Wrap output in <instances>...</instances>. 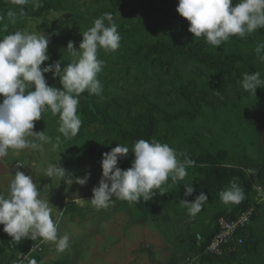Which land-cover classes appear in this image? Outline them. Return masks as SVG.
I'll return each instance as SVG.
<instances>
[{
  "label": "rangeland",
  "instance_id": "rangeland-1",
  "mask_svg": "<svg viewBox=\"0 0 264 264\" xmlns=\"http://www.w3.org/2000/svg\"><path fill=\"white\" fill-rule=\"evenodd\" d=\"M112 2L115 3L114 7L110 6V0H76L79 12L69 7L68 11L51 12L45 21L50 25L55 22V25L59 26L63 22L73 21L76 14H85L87 18L96 17L101 8L106 9L110 6L122 37L120 47L116 51L105 52L102 49L98 51V58L104 61V68L98 75L103 85L102 95L85 97L81 94L80 99H92L88 101L120 107L121 118L127 124L126 111L131 102L140 99L149 103L158 99L154 95L157 77L153 73V70L156 71L153 62L138 61L144 58L134 55L133 51L130 52L128 49L135 48L138 44H152L159 39L168 45L180 39L203 43L206 41L203 37L194 38L188 31V21L176 11L179 0ZM13 3L14 0L9 4L7 1V12L13 11ZM235 3L236 0H233V6ZM3 4L4 2L0 0V15L4 14L1 8ZM62 9H66L65 6ZM37 23L32 19L17 22L19 26L27 29L20 31L29 33H35ZM5 24L9 25L8 18L0 22V38L6 35ZM92 25L93 23L90 27ZM73 27L65 28L68 30ZM80 28L87 30L82 24ZM15 31L17 30L12 29L9 33ZM63 34L61 36L65 39L68 34ZM46 37L55 50L57 44L53 43L48 35ZM70 41L72 42L66 38L63 46L58 47L57 53L64 54ZM76 42L77 39L74 43ZM258 42H264V28L243 39L231 37L218 49L206 44L207 52L231 66L229 68L226 65L228 72H222L220 75L211 67L187 61L180 56L173 59L172 71L162 74L163 79H168L169 75L176 73L183 80H193L196 83L192 86L187 82L190 89L202 88L208 93L216 90L221 92L223 99L217 96L220 103L216 102L214 108L209 104L210 98L205 96V100L199 101L200 112L194 117L192 109L187 108L189 113L179 120L173 123L162 120L157 124L153 139L169 144L178 153H186L195 161V166L187 169L188 175L183 181L168 188L163 196L157 193L147 202L141 200L140 203L130 204L116 200L107 210L95 209L89 201L93 188L98 187L102 177V154L111 151L116 145L113 144V140L112 145L92 142V137L98 138V124L83 126L75 137L65 139L58 132V115H52L50 110L42 113L41 119L34 122V131H45L52 138V142L44 144L42 151L9 150V155L0 159V194H7L10 181L17 170L32 176L41 198L49 200L53 206L52 218L57 224L58 234L63 235L65 232L70 234V247L63 253H57L52 242L23 239L30 244L41 243L43 250L39 253L40 264H186L189 257L195 256L191 254L187 258L189 248L186 238L201 230V223L213 220L215 213L231 211L238 204H223L218 192L211 201L207 200L200 213L190 217L187 209L181 206V199H176L175 195L181 187L185 188L188 184L193 183V187H200V181L202 182L206 176L209 165L199 162H205L204 158L207 155L214 156L223 152L225 159L220 161L221 163L246 171L251 190L255 193L252 198L261 205V211H257V216L250 224L255 241L254 248L251 245L244 247L230 261L221 263L217 260L215 264H264V183L261 188L257 183L258 172L264 166V86L257 88L255 96L240 87L245 72L258 71L264 79V63L258 60L254 51ZM51 52L48 51L47 55ZM64 58L61 63L62 69L73 59L69 54ZM48 61L41 67L56 62L50 56ZM45 78L47 82L50 81L52 87L60 85L59 78H53L52 73H48ZM158 89L164 91L162 101L171 100V103L179 106V97L175 92L169 95L167 87ZM194 95L203 97L202 93L193 92L191 96ZM137 110L138 106L134 105L131 114ZM170 126L173 129H170ZM58 136L61 138L59 145L54 147ZM99 139L104 138L99 135ZM88 142L92 149L86 148ZM133 159L134 154L130 151L126 158L118 161L117 166L127 170L131 167ZM48 164H60L73 179L83 178L87 173L91 175L83 186L74 182L70 185L58 179L50 180L45 175ZM187 200L193 201L194 198ZM144 203L155 205V211L145 214L138 207V204ZM193 263L198 264L199 260L196 259Z\"/></svg>",
  "mask_w": 264,
  "mask_h": 264
},
{
  "label": "clouds",
  "instance_id": "clouds-1",
  "mask_svg": "<svg viewBox=\"0 0 264 264\" xmlns=\"http://www.w3.org/2000/svg\"><path fill=\"white\" fill-rule=\"evenodd\" d=\"M15 3L20 6L32 3L34 9L43 6L41 0H15ZM176 11L188 21V31L194 38L203 37L216 49L231 37L243 39L264 28V0H236L234 6L233 0H179ZM6 15L9 23L16 24L18 17L27 13L21 7L18 13L9 10ZM4 18L0 15V22ZM6 28L7 24L4 25ZM121 39L113 14H101L82 33L79 50L71 41L67 44L66 51L73 59L62 69V61L41 67L49 60V39L43 33L15 31L0 38V97H3L0 101V159L7 157L9 150L42 151L44 144L52 142L45 131H34V122L39 121L46 110L54 116L58 115V132L65 139L75 137L82 126L78 114L81 94L87 91L89 95L99 97L103 93L98 75L104 68V61L98 58V51L118 50ZM254 51L258 60L264 63V42H258ZM46 73H52L53 78L58 77L61 88L49 86ZM262 86L264 79L258 71L245 72L240 81V87L254 96L257 88ZM215 93L223 99L221 92ZM60 139L56 137L54 147H58ZM130 151L134 154L131 167L122 170L117 166L118 161L126 158ZM101 166L102 177L98 187L93 188L89 202L97 210H107L116 200L134 204L141 200L150 201L157 193L163 196L168 188L186 178L187 169L194 167L195 161L186 153H178L167 143L141 138L131 149L118 144L103 153ZM45 175L50 180L83 186L91 174L73 179L60 164H48ZM169 180L171 183H168ZM238 181V177H233L229 186L219 192L223 204H239L246 198ZM193 193V183L186 185L185 197ZM207 200L208 196L202 191L193 201L184 199L180 203L190 217H195ZM52 213L53 206L49 200L41 198L32 176L17 170L7 194H0V225H3V231L15 242L25 238L52 242L55 251L63 253L70 247V234H58ZM29 264H37L36 259H30Z\"/></svg>",
  "mask_w": 264,
  "mask_h": 264
},
{
  "label": "trees",
  "instance_id": "trees-1",
  "mask_svg": "<svg viewBox=\"0 0 264 264\" xmlns=\"http://www.w3.org/2000/svg\"><path fill=\"white\" fill-rule=\"evenodd\" d=\"M4 2L2 10L4 11V17L7 18V15L5 12H7V5L12 0H2ZM8 1V4H7ZM113 0H110V6L114 7V4L112 2ZM115 2H118L120 0H114ZM42 7L39 9H34L32 3H28L27 5L20 6L15 3H13V11L19 12L20 8L23 7L27 13L24 17H18L17 22L21 20H30L37 21L34 31L37 34L43 33L45 36H49L52 38V42L57 44V46H63V43L65 39L69 38V40H72V43L74 44V47L76 49H79V44L82 42V33L85 30H82L80 28V24L83 26H86L87 29L90 27L91 23H93L94 19L101 16V14L105 12L113 13V10H110V6L106 7V9L101 8L96 14L97 16L89 17L87 18V15L82 14H76L74 15L73 21L70 23H61L59 26L55 25V22L50 25V23L45 21V18L51 13V12H64L68 11L69 7L72 8V10L78 9V3H76V0H41ZM66 9H62L64 7ZM11 7V5H10ZM77 12H79L77 10ZM6 18H4L6 20ZM90 20V22H89ZM9 23V22H8ZM107 23V22H106ZM74 26L71 29L66 30L65 27ZM17 30L20 31L22 29H25L23 26H19L16 24H11L6 28L5 34H10V30ZM27 30V29H25ZM68 31V32H67ZM64 33V34H63ZM68 36L64 39L62 38L61 34ZM77 39V42L74 43V41ZM206 44L201 41L197 42H191L186 39H180L176 43L168 45L163 40L159 39L156 42L152 44H138L135 48H129L128 51H133L134 55L139 56V59L143 60L145 62H153V67L156 71L153 70V73L156 74L157 77V86L154 89V95L158 99L154 101H149V103H145L143 101L134 100L131 102V105L127 108L126 113V122L125 124L121 118V109L120 107H112L108 103H98V102H92L88 100L92 99H80L79 107H78V114L80 115L82 119V126L90 127L92 124H98L99 130L98 134L102 136L104 139L92 137V142L96 144H111L112 140L114 145L123 144L127 145L128 147H132V145L138 140V139H146V140H152L153 136L156 133L157 130V124L163 121H167L169 123H173L183 116L185 114H188L189 111L187 108L192 109V117L197 115L196 113H199L201 103L199 101L205 100L204 97H209L210 101L209 104L215 108L216 102L220 103L217 95L215 92L212 93L205 92L202 88H193L190 89L187 86V82L189 84L195 85L196 83L193 80H183L181 76L177 75L176 73H172L169 75L168 79H163L162 74L163 73H169L173 69V59L175 56L183 57V59H186L187 61L196 62L199 64L206 65L208 67H211L215 69L216 74L220 75L222 72H228L227 68L225 67H231L230 64L225 61H221L217 59L214 55L206 51ZM58 47L54 50V46L49 44L48 45V51H52L49 53L51 59L55 61H63L64 56L67 53L65 50L64 54H58ZM67 49V47H66ZM54 50V52H53ZM57 50V51H56ZM47 51V52H48ZM58 52V53H57ZM64 55V56H63ZM49 62V61H48ZM157 67H156V66ZM159 65V66H158ZM254 72V71H253ZM48 75V73L45 74V77ZM46 79V78H45ZM49 86L50 81L47 82ZM216 84V83H214ZM217 85V84H216ZM59 86L61 88V85H56V87ZM167 87L169 95H171L172 92H175L178 95V103L179 106H175L173 103H171V100L169 102H166L165 100L162 101L163 98V92L158 89ZM34 90V89H33ZM164 90V89H163ZM192 90V91H191ZM195 93H202L203 97H200L198 95L191 96ZM166 93V94H167ZM85 97H89V94L87 91L84 93ZM143 98V97H142ZM218 100V101H217ZM2 101V99H0ZM134 105L138 106V110L131 114L132 108ZM184 105L185 107H182ZM170 129H173L172 126L169 127ZM168 130V129H167ZM100 132V133H99ZM108 142V143H107ZM87 149H92L89 142L86 145ZM225 159V153H218L217 155H207L206 158H204L205 162H199L202 164L209 165L206 172V176L202 179V182L200 181V187H193L194 193L192 196L185 197L184 195V188L181 187L179 192L175 195L176 199H188V198H194L195 196L199 195L200 192H204L208 196V201H211L214 194H217L221 190L225 188V186L229 185V182L233 179V177L239 178L240 185L244 188L245 191V199L237 205L235 209H232L231 211L227 212H220L216 213L214 217V222L216 223V220L219 216H225V217H234L236 216L240 211L246 209L250 205L256 204L257 211H259V203L256 202L252 198V195L255 193L251 190V183L248 180V175L246 171L243 168L236 167V166H229L224 163H221ZM207 161V163H206ZM257 183L260 185V187L263 186L264 183V166L260 168L257 176ZM264 187V186H263ZM171 197H173L171 195ZM140 203V202H139ZM258 204V205H257ZM138 207L144 211L145 214H150L155 211V205L144 203V204H138ZM256 214L253 216L251 222L254 220V218L257 216ZM251 224V223H250ZM249 227L248 226V235L245 239V244L238 249L235 253L226 256L224 258H213L209 255H206L203 253L205 245L209 243L211 240L213 234L215 233L216 229L214 227V230L212 232V235L210 238H205L201 240L200 244L197 245V239H189V244L192 248V250L195 251V254L197 255L196 259L198 258L199 263L198 264H215V261L220 260L221 263L224 261H230L233 259V256H236L240 249L242 250L244 247L247 248L249 245L254 248L255 243L248 241V239L251 237L249 234ZM30 243L25 242L22 240L21 242H15L12 240L10 236H8L7 233L3 231V225H0V264H17V256L16 251L24 250ZM40 253V252H39ZM39 253L32 254L30 256V259L35 258L37 261V264H40V258ZM232 257V258H231ZM29 259V260H30ZM193 257L189 260L187 259L186 264H194L193 261L196 260ZM29 260L24 261L23 264H29ZM57 264V263H56Z\"/></svg>",
  "mask_w": 264,
  "mask_h": 264
},
{
  "label": "built area",
  "instance_id": "built-area-1",
  "mask_svg": "<svg viewBox=\"0 0 264 264\" xmlns=\"http://www.w3.org/2000/svg\"><path fill=\"white\" fill-rule=\"evenodd\" d=\"M20 166V164L18 165ZM261 188V187H259ZM258 205V204H257ZM256 204L248 206L234 217L219 216L215 223V233L204 247L203 253L213 258L229 256L245 244L248 226L257 212ZM202 238L197 235V245ZM43 250L41 243L29 244L24 250L16 251L17 264H23L30 256Z\"/></svg>",
  "mask_w": 264,
  "mask_h": 264
},
{
  "label": "crops",
  "instance_id": "crops-1",
  "mask_svg": "<svg viewBox=\"0 0 264 264\" xmlns=\"http://www.w3.org/2000/svg\"><path fill=\"white\" fill-rule=\"evenodd\" d=\"M263 167V166H262ZM260 186V185H259ZM259 210L261 211V205H260V207H259ZM216 214V213H215ZM262 215V214H261ZM200 227H202V229L201 230H199V231H197V232H195V234L194 235H191L190 237H188V238H186V243H188V245H187V247L189 248V250H188V256H187V258L189 257V255H195V256H191V257H189V258H194V259H196V257H197V255L195 254V251L194 250H192V248H191V246H190V244H189V239H196V237H197V235H200L203 239H205V238H210V236L212 235V232H213V230H214V227H215V222H214V219L213 220H211L210 222H204V223H201L200 224ZM249 234L251 235V237L248 239V241H250V242H253V244L255 243V241H254V239H253V231H252V229L249 227ZM234 258L236 257V256H233ZM188 258V259H189ZM232 258V257H231ZM198 259V258H197Z\"/></svg>",
  "mask_w": 264,
  "mask_h": 264
}]
</instances>
